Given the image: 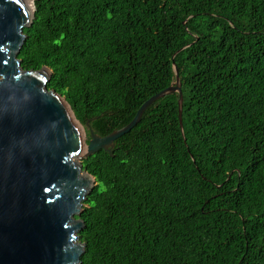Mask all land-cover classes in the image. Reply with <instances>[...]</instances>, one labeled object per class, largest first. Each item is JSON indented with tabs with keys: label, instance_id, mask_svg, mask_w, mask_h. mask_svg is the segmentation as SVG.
I'll return each instance as SVG.
<instances>
[{
	"label": "trees",
	"instance_id": "trees-1",
	"mask_svg": "<svg viewBox=\"0 0 264 264\" xmlns=\"http://www.w3.org/2000/svg\"><path fill=\"white\" fill-rule=\"evenodd\" d=\"M18 57L99 135L80 264H264V0H34Z\"/></svg>",
	"mask_w": 264,
	"mask_h": 264
},
{
	"label": "water",
	"instance_id": "water-1",
	"mask_svg": "<svg viewBox=\"0 0 264 264\" xmlns=\"http://www.w3.org/2000/svg\"><path fill=\"white\" fill-rule=\"evenodd\" d=\"M34 0H0V264H80L86 243L81 214L97 184L83 159L112 151L157 99L183 91L176 81L147 99L126 126L99 135L76 118L66 98L48 88L51 69L27 70L18 57Z\"/></svg>",
	"mask_w": 264,
	"mask_h": 264
},
{
	"label": "rangeland",
	"instance_id": "rangeland-1",
	"mask_svg": "<svg viewBox=\"0 0 264 264\" xmlns=\"http://www.w3.org/2000/svg\"><path fill=\"white\" fill-rule=\"evenodd\" d=\"M83 129H85L84 132L86 131V134H87V129H86V127H84Z\"/></svg>",
	"mask_w": 264,
	"mask_h": 264
},
{
	"label": "bare ground",
	"instance_id": "bare-ground-1",
	"mask_svg": "<svg viewBox=\"0 0 264 264\" xmlns=\"http://www.w3.org/2000/svg\"><path fill=\"white\" fill-rule=\"evenodd\" d=\"M84 130V129H83Z\"/></svg>",
	"mask_w": 264,
	"mask_h": 264
}]
</instances>
